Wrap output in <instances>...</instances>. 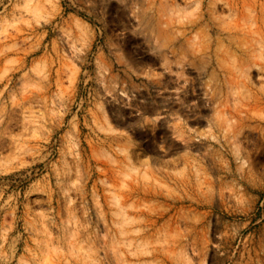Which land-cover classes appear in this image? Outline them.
Instances as JSON below:
<instances>
[{
    "label": "rangeland",
    "instance_id": "obj_1",
    "mask_svg": "<svg viewBox=\"0 0 264 264\" xmlns=\"http://www.w3.org/2000/svg\"><path fill=\"white\" fill-rule=\"evenodd\" d=\"M0 264H264V0H0Z\"/></svg>",
    "mask_w": 264,
    "mask_h": 264
},
{
    "label": "bare ground",
    "instance_id": "obj_2",
    "mask_svg": "<svg viewBox=\"0 0 264 264\" xmlns=\"http://www.w3.org/2000/svg\"><path fill=\"white\" fill-rule=\"evenodd\" d=\"M179 94H180L179 91H175V93L173 92V95H174L173 100L178 99Z\"/></svg>",
    "mask_w": 264,
    "mask_h": 264
}]
</instances>
